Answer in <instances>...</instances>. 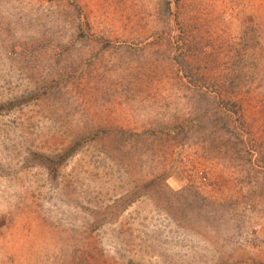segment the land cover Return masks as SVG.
Returning a JSON list of instances; mask_svg holds the SVG:
<instances>
[{
  "label": "rangeland",
  "instance_id": "1",
  "mask_svg": "<svg viewBox=\"0 0 264 264\" xmlns=\"http://www.w3.org/2000/svg\"><path fill=\"white\" fill-rule=\"evenodd\" d=\"M0 264H264V0H0Z\"/></svg>",
  "mask_w": 264,
  "mask_h": 264
}]
</instances>
